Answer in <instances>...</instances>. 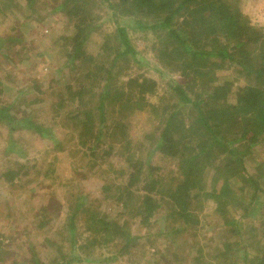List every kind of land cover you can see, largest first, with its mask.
Segmentation results:
<instances>
[{"label": "trees", "instance_id": "1", "mask_svg": "<svg viewBox=\"0 0 264 264\" xmlns=\"http://www.w3.org/2000/svg\"><path fill=\"white\" fill-rule=\"evenodd\" d=\"M19 1L0 0L1 21L4 14L12 15L18 9ZM24 1L30 12L26 17L29 20L36 12L33 5L37 0ZM114 1L58 0L53 12L59 11L68 18L71 33L53 42L58 50L52 55L62 52L65 59L57 63L59 66L51 77L58 74L60 86L57 84V88L48 92L46 107H40L48 110L55 106L59 110L72 104L71 110L63 109L61 119L70 125L73 134L76 132L77 145L83 150L81 156L91 161L94 150L104 144L101 138L107 130L122 133L116 129L124 127L122 112L133 111L136 99L140 107L150 105L146 94L154 95L156 81L143 75L123 78L131 64L145 63L142 50L136 49L128 30L150 35L155 61L162 69L179 76L168 78L169 93L178 101L160 100L159 105H150L152 112L159 113L160 122L153 149L175 159L178 178L166 187L160 179L147 176L161 168L146 164L145 191H155L161 198L149 193L134 198L131 187L144 171V165L135 160L132 140L126 141V153L119 156L139 168L128 174L126 184L108 188L119 202L114 216L90 209L80 196L74 203L66 198L67 207L58 221L54 217L57 210L47 213L51 216L48 218L45 214L48 207L43 204L32 215L34 231H41L34 232L37 242H33L27 230L29 223L23 227L13 225L17 215L11 208L2 210L3 201L0 264L96 262L94 257L101 245H110L112 257L116 258L128 253L139 238L149 243L160 240L158 244L163 248L151 254L155 258L153 264H264V158L250 167L246 164L253 150L264 147V27L250 24L239 8V0ZM101 2L114 8L109 19L116 26L114 32L104 36L98 51L91 53L84 43L95 30L91 10ZM118 18L124 22L121 24ZM20 35L19 31L0 34V47L8 42L3 47V59L18 55L20 49L14 47L20 44L22 48ZM68 66L71 71L64 80L62 67ZM232 66L242 83L234 89L227 71ZM8 76L7 72L0 74V97L20 84L15 79L7 80ZM17 93L21 94L16 95V102L25 103L30 111L19 112L15 98L0 99V127L7 124L11 132L28 129L41 136L49 134L48 121H39L32 109L44 91L38 85L29 88L22 85ZM10 143L16 145V139ZM217 147H221L222 156L217 154ZM19 166H6L0 173V181L12 186L14 178L24 173ZM205 202L214 203L210 213L218 217L211 224L218 231L210 235L211 246L207 250L197 234L203 223L200 213ZM129 204L133 206L130 209L133 222L138 229L143 228L141 236L131 235L126 222L120 220L118 212ZM79 221L84 225L81 231ZM180 236L186 241L183 240V258L177 255ZM100 259L101 262L109 258Z\"/></svg>", "mask_w": 264, "mask_h": 264}, {"label": "rangeland", "instance_id": "2", "mask_svg": "<svg viewBox=\"0 0 264 264\" xmlns=\"http://www.w3.org/2000/svg\"><path fill=\"white\" fill-rule=\"evenodd\" d=\"M19 2L18 9L13 10L12 15L9 13L4 14V19L2 21L0 19V34L3 31L10 33L19 31L22 34L19 38L23 45L21 48L20 44H15L16 47L14 48L20 49L18 55H9L6 58L8 61H6V59L1 57V54L3 53V47L8 42L2 44L3 47H0V74H6L7 72L10 75L6 78L7 80L15 79L20 84L14 86L8 95L4 93L0 99H10L11 101L15 98L16 109L20 110L19 112H29L30 107L28 105L16 102V95L19 94L20 96L21 94H16V92L22 85L28 88L29 86L38 85L39 90L44 91V94L40 96L41 99L37 103L32 104V109L39 121H48L50 130L49 134L41 136L40 133H34L28 129L11 132L7 124L0 127V173L5 170L6 166L17 167V165L23 167L22 171H24V173H19L14 178L12 186H9L7 181H0V204L3 201L5 203V206L2 204V210H6L7 207L11 208L13 212L15 211L17 218L12 223L13 225L23 227L29 223L27 226V230H30L29 238L33 242H37L35 234L41 231H34L32 215L43 204L48 207L45 212L48 218H51L48 214L52 210H57V214L55 216L52 215L58 221L60 217L63 218V212L67 207L65 206L67 204L66 198L74 203L78 201L77 198L80 196L84 198V205H88L90 209L97 210L107 217L114 216L119 202L116 201L115 196L110 195L108 188L113 189L117 185L126 184L128 174L133 171L136 173L139 168L136 163L129 165L119 156V153H126L124 150L126 141L132 140L133 144L131 145H133L132 151L135 152V160H139L144 165L143 170L146 164L161 168L159 171L150 172L147 175L148 179L158 178L166 187L177 180L178 171L175 159L160 154L153 149L160 122L159 113L152 112L150 105H159L160 100L164 103H176L178 98L169 93L168 78L173 76V78L178 79L179 76L177 73L170 72L165 68L162 69L155 61L151 50L150 35L144 36L143 32L129 29V37L136 49L142 50L143 62L145 63L143 66L131 64L123 78L139 75L149 77L157 83L155 93L154 95L146 94V100L150 105L143 104L140 107V101L138 103L136 99V108L134 107L133 111L125 110V113L122 112L120 119L121 125L124 127L116 128L121 129L122 133L107 130L101 138L104 144H101L100 148H96L94 150L95 155L91 157V161H87L81 156L83 150L77 145L76 132L73 134L70 125L62 120L64 119L62 115L63 109L64 111L68 108L71 110L73 108L72 104L66 105L59 110L55 106L48 108V110L43 109L46 110L45 112L40 107L44 108L48 103L50 97L48 92L52 88H57V84L60 86L58 74L54 78L51 77L55 74L57 63H61L65 59L62 56V52L55 56L52 55L53 52L58 50L56 47L57 43L53 42L57 38L71 33L70 22L63 13L59 11L53 12L58 0H37L36 4L33 5L36 12L32 14V18L29 20L26 17L30 12L25 8V1L20 0ZM111 2L114 3L115 1L111 0ZM239 8L249 18L252 26L255 28L264 27V0H239ZM112 10L114 8L110 7L107 2H101L93 6L91 16L93 17L92 25H95V27H92V29L95 30L90 33L91 35L89 34L90 37H88L89 35L87 36L84 43L88 52H97L104 36L109 32H114L116 23L109 19V12H112ZM119 15L120 13L118 12ZM120 19L122 18H118L119 21ZM123 22L122 20L120 21L121 24ZM70 71L69 66L62 67L64 80L67 79ZM227 71L230 80L232 79V89L242 84L241 76L239 77L235 66H232ZM221 73L225 74L224 71ZM119 77L123 79L121 76ZM16 120L17 117L14 119V123ZM187 120L190 119L187 117ZM113 132L117 135L118 140L114 138L116 136ZM13 138L16 139V145L10 143ZM101 147L103 148L101 149ZM219 149L221 147H217V154L222 156V151ZM263 158L264 147H257L253 150L250 158L246 159V164L250 167L251 164H256ZM147 176L146 170L140 172L138 180L131 187L135 193L132 196L136 198L138 195L149 193L150 196L160 199L161 195L159 193L145 191L146 186L143 181L147 179ZM5 184H8L7 188ZM149 186L150 184L147 185V188ZM132 203L130 202L131 205H133ZM130 204L124 210L121 209L118 212L120 220L126 222L131 235L141 236L144 233L143 228L138 229L137 223L133 222L132 213H130V209L133 206ZM213 205V202H205L200 213V220L203 223H201L197 231L206 250L208 246H211L209 242L210 235L213 231L215 233L218 231L217 227L214 230L211 225L215 222V218H218L210 213ZM2 210L0 211L2 212ZM202 213L204 217H202ZM245 222L246 220L243 223ZM80 223L81 221H79V230L81 231L84 225ZM50 234L48 233V235ZM14 237L13 242H16L17 236ZM177 240L181 246L177 255L183 258L185 251H183L182 247L186 242L185 237L180 236ZM158 243H160L159 239L149 243V241L139 238L134 243L135 245L129 248L128 253L118 255L116 258L112 257L114 251L109 249L110 245L108 247L101 245V249L98 250L94 257L97 259L96 262L81 260L74 264H153L155 258H151V254L155 253L156 250L161 251L163 248ZM99 252H103V256L109 258L108 261L100 262V258L103 256L97 255Z\"/></svg>", "mask_w": 264, "mask_h": 264}]
</instances>
